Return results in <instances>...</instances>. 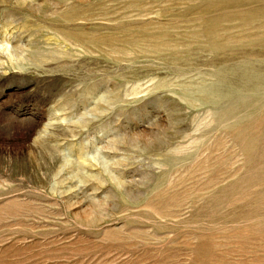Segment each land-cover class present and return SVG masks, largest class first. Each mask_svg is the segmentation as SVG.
<instances>
[{
  "label": "rangeland",
  "instance_id": "obj_1",
  "mask_svg": "<svg viewBox=\"0 0 264 264\" xmlns=\"http://www.w3.org/2000/svg\"><path fill=\"white\" fill-rule=\"evenodd\" d=\"M0 264H264V0H0Z\"/></svg>",
  "mask_w": 264,
  "mask_h": 264
}]
</instances>
